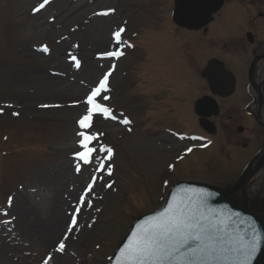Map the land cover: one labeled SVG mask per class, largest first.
<instances>
[{"label": "rangeland", "instance_id": "obj_1", "mask_svg": "<svg viewBox=\"0 0 264 264\" xmlns=\"http://www.w3.org/2000/svg\"><path fill=\"white\" fill-rule=\"evenodd\" d=\"M41 3L0 0V264H109L134 220L159 208L174 183L226 181L218 174L225 176L228 165L208 167L198 155L179 162L188 144L172 141L169 134L167 140L153 124L164 129L168 119L179 118L189 129V113L173 114L174 107L181 111L187 106L181 100L175 106L168 92H156L154 97L143 78L149 63H155L164 80L166 74H175L174 82L170 79L162 87L170 90L177 85L175 90L187 94L184 87L193 82L183 78L185 70L163 60L179 45L180 36L181 43L184 38L192 41L195 61H200L197 51L205 46L196 40L198 34L176 32L172 26L148 36L147 46H141L147 26L154 30L170 20L172 0H49L34 11ZM224 14L228 19L229 10ZM121 29L117 43L115 33ZM111 51H122L125 57L98 61ZM138 52H143L140 58ZM172 58L185 63L181 55ZM108 73L114 93L102 100L126 116L108 122L94 117L87 131L97 136V153L86 167L74 160L81 151L78 120L86 114L83 101L90 90ZM147 106L161 107L168 119L159 112L149 114ZM125 119L131 123L125 125ZM102 146L115 149L110 159L100 151ZM258 194L264 197V173ZM58 223L63 229L52 241L48 225ZM59 243L65 245L63 252Z\"/></svg>", "mask_w": 264, "mask_h": 264}, {"label": "snow or ice", "instance_id": "obj_2", "mask_svg": "<svg viewBox=\"0 0 264 264\" xmlns=\"http://www.w3.org/2000/svg\"><path fill=\"white\" fill-rule=\"evenodd\" d=\"M48 3L49 0H43L34 11L38 12ZM123 31L121 29L115 33L117 43L121 42ZM43 51L47 53L49 49L45 46ZM107 55L119 58L123 52L117 51ZM75 66L80 67L78 60ZM110 75L111 73L106 74L83 101L87 109L86 114L78 120L80 131L77 132L81 151L74 155V160L82 161L83 164H90L97 153V148L92 146L97 136L87 131L93 127L94 117H112L111 110L98 102L102 93L108 90ZM122 122L125 125L131 123L127 119ZM100 151L106 152L109 159L113 155V149L110 147L102 146ZM191 151L189 148L188 152ZM75 170H81L79 163L75 165ZM100 170H105L103 162L100 164ZM107 172L111 175L112 169H107ZM107 187L111 188L112 185L108 184ZM91 190L92 185L88 191ZM214 195L194 188L177 192L172 196L171 203L162 211L149 216L142 224L136 226L127 243L120 249L119 256L115 258L116 264H253L264 242V233L258 229L251 217L244 218L239 212L213 205L211 200ZM75 211L78 213L79 209ZM76 223L73 218L72 226L75 227ZM64 248V243H59L58 250L63 252ZM47 259L51 260L52 257Z\"/></svg>", "mask_w": 264, "mask_h": 264}, {"label": "flooded vegetation", "instance_id": "obj_3", "mask_svg": "<svg viewBox=\"0 0 264 264\" xmlns=\"http://www.w3.org/2000/svg\"><path fill=\"white\" fill-rule=\"evenodd\" d=\"M262 18L264 19V13H262ZM258 28H260V30L263 29L262 32H264V27H260L257 21L249 20L247 23L236 29V32L230 36V42H227L222 49V54L227 56H246L243 61L240 59H231L233 61L231 65L235 69L234 73L237 78V84L241 83V79H244L242 83H245V69L247 73L251 63H254L255 58L264 57V41H261L256 32ZM248 34L253 35V38H250ZM224 62L226 64L228 63L226 60H224ZM257 63H263L264 65V59H260ZM257 73L258 71L255 73V77L253 76V80L256 79ZM205 91L206 95H210L208 87H206ZM221 107L223 108L220 103V108Z\"/></svg>", "mask_w": 264, "mask_h": 264}, {"label": "water", "instance_id": "obj_4", "mask_svg": "<svg viewBox=\"0 0 264 264\" xmlns=\"http://www.w3.org/2000/svg\"><path fill=\"white\" fill-rule=\"evenodd\" d=\"M192 1L193 0H177V10L174 14V19L175 21H177L179 23V25L181 26H186V27H189V28H198L200 27L201 25L200 24H197V23H193V19H191L188 14H190V9L192 7ZM218 4V3H217ZM221 3H219L220 5ZM218 7V6H217ZM203 11V10H202ZM213 11H215L213 9ZM195 12V10H194ZM199 20V19H197ZM197 187H200V189H210L209 186L207 185H202V184H197V183H187V182H184V183H180L178 185H176L169 193V196L167 198V201L165 203V206L164 208L167 206L168 203H171L172 201V196L177 194V192H179L180 190L182 189H185V188H194V189H198ZM202 189V190H203ZM211 203L217 207H220V208H225V209H232L234 211H237V212H240L242 214H244L245 216H248V217H251L252 219L255 220L256 224H257V227L258 229L264 233V219L256 216V215H252L250 213H248L247 211L243 210V209H238V208H234L232 205H231V202H230V199H229V194H220L218 193V199H213L211 200ZM163 208V209H164ZM162 209V210H163ZM160 210V211H162ZM160 211L156 212V213H153V214H150L148 215L147 217H142L140 218L131 228L130 232L128 233V236L127 238L122 242V244L120 245V247L118 248L116 254L114 255V258L111 262V264H116V257L119 256V251L121 248H123V246L127 243L128 239L130 238L131 236V233L133 231H135L136 229V226L139 225V224H142L149 216H153V215H157ZM253 264H264V242H262L261 244V249L260 251L257 253V256L255 258V260L253 261Z\"/></svg>", "mask_w": 264, "mask_h": 264}, {"label": "bare ground", "instance_id": "obj_5", "mask_svg": "<svg viewBox=\"0 0 264 264\" xmlns=\"http://www.w3.org/2000/svg\"><path fill=\"white\" fill-rule=\"evenodd\" d=\"M258 184H259L258 177L252 179L250 183L248 184V186L245 188L247 189V193H250L252 190H255L254 193L256 194V187L258 186ZM255 194H254V198H255ZM249 197L253 199V195L249 194ZM48 227L49 228L51 227L49 233H51L50 236H51L52 241L54 240L55 237L58 236V233L63 229L61 223H58L55 225L49 224ZM46 244H47V247L49 248L51 246V241L48 240Z\"/></svg>", "mask_w": 264, "mask_h": 264}]
</instances>
